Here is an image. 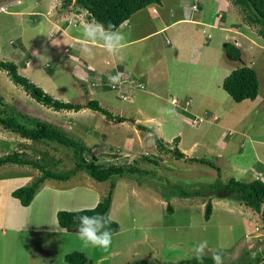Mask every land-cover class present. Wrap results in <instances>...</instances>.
Segmentation results:
<instances>
[{"label": "rangeland", "instance_id": "374dc122", "mask_svg": "<svg viewBox=\"0 0 264 264\" xmlns=\"http://www.w3.org/2000/svg\"><path fill=\"white\" fill-rule=\"evenodd\" d=\"M181 7V0H162L139 10L117 29L126 37L119 57L97 45L95 55L88 58L81 54L86 25L72 22L76 10L83 11L79 6L69 2L64 7L62 0H0L1 60L17 64L21 75L57 99L81 104L98 100L125 121L88 107L54 110L33 98L4 69H0V96L6 104L0 101V110L6 105L58 125L89 146L101 163L135 164L142 170L106 181L79 170L67 181L49 179L42 186L58 196L60 210H70L77 190L84 191V199L74 209H82V205L94 207L96 199L115 184L110 214L120 227L104 250L85 247L76 232L62 228L53 204L44 197L27 212L39 229L22 228L24 222L17 220L14 225L19 229L10 224L5 216L12 210L11 203L19 204L12 191L41 172L29 165L0 166V264H70L65 257L73 251L84 252L88 264L140 260L182 264L194 258V249L203 240L209 243L205 256L212 258L213 252H219L223 264L246 263L259 255L264 264V217L234 195H180L181 190L208 188L232 178L264 180V37L258 34V26L245 20L241 7L239 13L233 7L218 10V2L204 0L198 7L203 10V24L187 20ZM70 10L71 15L61 14ZM57 25L72 34L70 40L56 30ZM227 42L241 49L239 58L229 57ZM198 48L200 53L195 51ZM244 65L257 71L260 88L255 100L239 103L223 88V81ZM21 119L29 122L24 116ZM139 123L150 129L138 128ZM154 134L165 149L158 146ZM176 148L186 157H177ZM18 150L36 157L48 152L49 168L55 171L76 166L71 148L23 139L0 125V156ZM189 157L212 161L220 171ZM209 200L213 211L206 219ZM39 212L42 221L36 219Z\"/></svg>", "mask_w": 264, "mask_h": 264}, {"label": "trees", "instance_id": "16d2710c", "mask_svg": "<svg viewBox=\"0 0 264 264\" xmlns=\"http://www.w3.org/2000/svg\"><path fill=\"white\" fill-rule=\"evenodd\" d=\"M63 6L67 7L69 2L83 8L87 11V15L90 19H94L97 22L103 24L105 28H108L111 24L113 30H117L124 22L130 19V17L139 10L151 5L162 3V0H62ZM237 7H241L245 13V20L251 25L258 26V34L264 37V0H230ZM226 52L231 58H239L241 55V49L234 43L227 42ZM0 69H4L8 72L11 79L21 85L26 91H28L33 98L44 105L53 108L54 110H75L79 111L84 107L91 108L95 111L103 113L109 119H116L119 121H125V117L114 114L106 107L102 106L98 100H89L85 104L74 103L57 99L51 94L47 93L42 87L33 83L28 77L23 76L18 71V66L14 62L1 60ZM223 88L236 102H242L250 99L255 100L259 95V78L257 71L250 66L244 65L234 68L223 81ZM0 101L4 104V97L0 96ZM11 110L12 114L7 113ZM28 119V123L22 121V117ZM0 125L9 131H13L19 134L22 138L30 139L35 142H47L57 143L71 148L74 151L73 157L75 159L76 166L74 168L55 171L49 168L50 157L48 152H42V157L31 156L26 151H14L0 156V166L15 163L20 165H29L33 168H37L40 174L36 175L33 180L21 187L12 191V195L17 198L23 206H29L36 197L39 190L42 188L44 182L49 179L67 181L77 171H86L91 177L98 181H106L115 175L123 176L126 173L135 174L142 170L135 164H129L127 166L117 164H104L99 161V158L92 153L89 146L79 141L75 137L71 136L69 132L58 125L41 120L37 117L30 116L13 108L0 110ZM140 129H150L147 126L139 123L137 124ZM158 146L164 148L161 138L154 134ZM180 138H175V141L179 142ZM165 149V148H164ZM173 151V150H171ZM175 155L177 157H186L185 153L179 148H176ZM89 155L91 157H89ZM149 162H157L155 159L147 158ZM191 161H196L204 164H208L214 168L219 167L212 161L204 158L189 157ZM115 184L111 185V189L106 195H104L100 201L94 206L95 211H80L78 210H59L57 212L58 223L62 228L67 229L70 232L77 233L78 221L75 219L79 215H94L96 213L108 214L113 201V189ZM205 195V196H217V197H232L233 195L243 204L245 207L252 209L264 217V180L261 178L254 179L250 182L237 180L236 178L230 179L229 182L224 183L218 181L215 185H211L208 188H202L197 190H181L180 195L189 197L191 195ZM93 208V207H87ZM83 208V209H87ZM170 210L171 206L168 205ZM213 211V204L209 200L206 204L205 218L210 219ZM119 223L113 219V223L109 226L112 235L119 231ZM66 261L70 264H88L89 258L82 251H73L66 254ZM262 256H257L246 263L236 264H260ZM182 264L192 263L200 264L195 258L185 259L181 261ZM203 263L214 264V261L210 257L204 256ZM134 264H146L145 260L137 261Z\"/></svg>", "mask_w": 264, "mask_h": 264}, {"label": "clouds", "instance_id": "9594fccd", "mask_svg": "<svg viewBox=\"0 0 264 264\" xmlns=\"http://www.w3.org/2000/svg\"><path fill=\"white\" fill-rule=\"evenodd\" d=\"M126 37L123 33L113 30L110 24L105 28L102 23L94 22L86 25L82 32L83 43L81 54L91 58L95 55V48L101 45L110 55L119 57L124 49ZM115 83L117 78H111ZM162 112L172 113L171 109H162ZM80 211H95L93 208L80 209ZM78 221L77 235L85 247L91 246L107 250L112 244V233L109 226L113 223L110 213L94 215H79L75 218ZM209 248L207 240L200 241L194 249V258L203 264L206 250ZM214 264H223L222 255L219 252L212 253Z\"/></svg>", "mask_w": 264, "mask_h": 264}, {"label": "crops", "instance_id": "0c3cea01", "mask_svg": "<svg viewBox=\"0 0 264 264\" xmlns=\"http://www.w3.org/2000/svg\"><path fill=\"white\" fill-rule=\"evenodd\" d=\"M182 2H183V8H182V12H184V14L186 15L187 14V20H191V21H193V22H195V23H197V24H203V23H205V21H204V14H203V10H201V9H199V8H201V7H203V2H204V0H181ZM215 2H218V10H221V9H229V8H231V7H233L234 9H236V11H238V8H237V6L236 5H234L230 0H215ZM71 4H74V1L73 2H70ZM194 6H196V7H194ZM199 7V8H198ZM81 10H83V11H78L77 12V10H76V13H75V15H73V16H75V20H76V22H75V20L74 19H72V22L74 23V24H78V26H80V22L82 23L81 25H88V24H90L91 22H89V21H94V19H90L89 17H88V15H87V11L85 10V9H83V8H80ZM72 10V9H71ZM66 11V12H64V13H61V14H64L65 16L67 15L66 13H68L69 15H71V13H73V11ZM154 11H156V9L154 8L153 9ZM217 10V11H218ZM85 12V13H84ZM238 13H239V11H238ZM219 14V16H221V14L220 13H218ZM218 16V18H220ZM64 16H62V18H63ZM79 18H81V19H79ZM131 18V17H130ZM221 18H224V14H223V16H221ZM87 21V22H84V21ZM179 20H181V19H178V21ZM129 20H127L126 22H124L122 25H126L127 24V22H128ZM172 23H170V25H171ZM121 25V26H122ZM168 25H165L163 28H161L160 30H163L164 28H166ZM229 26H233V25H229ZM57 27V31L58 32H60V31H63L64 32V30L62 29V28H60L58 25L56 26ZM226 28H228L229 30H231V29H234V30H236L234 27L232 28V27H226ZM65 33V35L67 36V38H69V40H70V37H71V35L72 34H70V35H68V34H66V32H64ZM145 37V36H144ZM71 40H72V42L73 41H79L80 39H77V38H71ZM134 40H136V39H134ZM134 40H130V41H127V42H132V41H134ZM72 42H71V44H72ZM67 49V48H66ZM195 51H197V52H199L200 53V51H201V49L200 48H198V49H195ZM82 76L84 75V74H81ZM83 77H85V75L83 76ZM24 139V138H23ZM36 176V175H35ZM34 176V177H35ZM34 177H31V179H30V181L28 182V183H30L31 181H32V178H34ZM29 180V179H28ZM25 183V182H24ZM27 183V182H26ZM27 183V184H28ZM44 186V185H43ZM61 194H66V193H61ZM42 197H44V198H46V200H47V202L48 203H52L53 204V213H54V215L56 216V214H57V212L60 210L59 209V204H58V201H57V199H58V196H56V194H54V195H52L51 196V194H49V192L47 191V188L44 190L43 188H41L40 190H39V192L37 193V195H36V197L34 198V200H33V202L29 205V206H23L22 204H20V201L19 200H17V201H19V204H16V206L14 205V204H12L11 202V211H10V213L7 215V216H5L6 217V219H7V221L11 224H13V226H16L17 228H18V224H15L14 225V223H15V221L14 220H17V221H19V222H24L23 224H21L20 226L22 227V228H30V227H32L33 229H39V227L38 226H35L34 225V222H35V219L34 218H30V216H28L27 215V212H28V210H30V207L32 206V205H35L34 204V202L35 201H37V199H40V198H42ZM17 199V198H16ZM81 199H84V191H80V190H77V192H76V196H75V198L74 199H72L71 201V206H73L70 210H78V209H74V204H76V203H78ZM99 200L100 199H96V203H98L99 202ZM85 201V200H84ZM84 203V202H83ZM95 203V204H96ZM82 204V203H81ZM21 206V209H20V211L18 210L19 208L18 207H20ZM23 206V207H22ZM82 207V209H83V207H85V205H82L81 206ZM18 208V209H17ZM85 208H87V207H85ZM64 209V208H63ZM26 212V213H25ZM39 214H40V217L39 218H36L37 220H39V221H42L43 219H42V217L44 218V216H43V214H41L40 212H39ZM57 217V216H56ZM20 227V228H21ZM19 229V228H18Z\"/></svg>", "mask_w": 264, "mask_h": 264}, {"label": "built area", "instance_id": "2783aa9c", "mask_svg": "<svg viewBox=\"0 0 264 264\" xmlns=\"http://www.w3.org/2000/svg\"><path fill=\"white\" fill-rule=\"evenodd\" d=\"M194 7H196V6H194Z\"/></svg>", "mask_w": 264, "mask_h": 264}]
</instances>
